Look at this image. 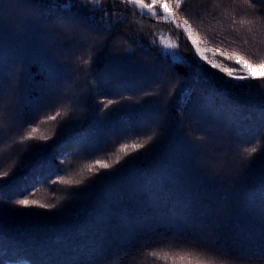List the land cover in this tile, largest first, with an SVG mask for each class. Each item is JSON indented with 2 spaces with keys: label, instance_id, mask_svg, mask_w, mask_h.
Here are the masks:
<instances>
[{
  "label": "trees",
  "instance_id": "1",
  "mask_svg": "<svg viewBox=\"0 0 264 264\" xmlns=\"http://www.w3.org/2000/svg\"><path fill=\"white\" fill-rule=\"evenodd\" d=\"M231 1L233 11L225 13L217 7L220 15L213 21V25L197 27L191 23L186 9L197 0H187L183 3L179 10V20L187 19L198 38L203 40L208 48L217 50V62L238 70L239 65L220 56L219 52L238 51L254 62L264 59V0H248V3H245V0ZM101 6L106 11L95 12L94 19L83 7H74L71 14L86 24L103 20L111 31H87L77 26L65 32L58 26L57 30L52 31L53 25L41 24L39 13L17 7L15 0H3L0 3V23L5 21L11 30L0 28V66H3L7 73L12 62L17 67V79L20 72L24 75L25 82L23 83L21 74L19 84L16 83V78L12 84L7 83L3 89L5 96L2 98H11L12 107H15V104L23 102L22 98L26 94H45L47 85L52 83L46 82L45 75L60 74V71L56 70L60 66L65 76L57 77L56 83L76 84L78 79L82 80L88 74L91 75L95 86L100 82L106 86L111 57L118 56L122 63L128 62L127 69L117 72L119 80L115 82V86L124 88L125 96L135 94L136 97L132 103L120 100L110 105V109L115 107L111 112L115 116L114 122L117 124L120 120L124 125L118 129L107 119L116 133L107 139L102 138L106 140L105 143L109 141L113 144L112 153H115L121 143H131L143 138V134L152 129L156 130L157 138L146 149L132 152L115 165L118 179L114 188L108 186L110 190L104 192L102 204L105 205L106 201L109 205L105 206L110 207V202L113 201V205H116L117 199L119 208L125 206L126 200V204L140 212L143 219L140 223L137 219L133 222L128 220V225L124 226L126 232L120 231L117 225H113L112 229H103L104 224L99 226L88 204L90 201L98 202L103 196V193L98 192L97 185L101 186L108 174L99 181L93 179L92 183L85 182V188L81 185L73 189L58 182L52 185L69 189V195L76 194L81 205L87 202L86 219L72 216L71 220H59L62 216H58L57 207H34L33 212L27 210L28 216L25 218L17 215L11 210L15 198H24V191L34 189L35 195H29L30 199L53 203V200L44 194L46 185L50 178L67 177L68 173H64V167H59L60 169L50 174L49 178L44 180L46 183L42 184L36 177L42 180L43 177L37 176L35 169L27 167L24 170L27 172L22 175L24 171L19 172V164L13 162L8 167L16 171L17 176L0 180V264H93L99 252L97 248L100 246L105 247L107 253L121 249V252L116 254L117 260L108 261L106 264H156L157 258L151 256L152 251H158L161 255L166 250L171 253L226 251L230 256L236 257L243 250L264 248V231L257 229V223L250 224L230 218L238 213L239 209L249 206L264 210V88L255 87L264 84V81H231L233 84L253 85L252 88L231 89L224 83L229 77L200 60L195 48L187 44L191 41L180 29L183 35L178 42L181 43L183 56L193 67L197 63L203 65L210 76V83L193 85L195 91L185 109L181 127L176 122L178 97H169L167 89L175 85V91L178 92L184 80L191 84V70L187 67L170 70L173 62L169 58H161L159 46L149 48L147 41L152 36L151 31L162 22L139 20L129 5L117 3L116 0H101ZM199 7L204 9V3ZM22 10L26 14H23ZM44 10L50 11L47 3L44 4ZM52 14H60V10H55ZM28 16L31 17L30 20L25 18ZM242 19L252 20L254 23L241 25ZM141 36L146 38L142 39ZM232 41L234 43H231ZM140 45L146 54L135 55L134 52ZM206 55L212 58L211 52L206 51ZM90 57H95V64L83 65L82 60ZM133 57L137 59L133 61ZM252 71L259 75L255 69ZM11 72L13 73V69ZM175 73H179V76ZM141 74H158L163 89L155 85L142 87V84L133 79ZM128 87L133 90H128ZM225 88L229 95L214 92V89ZM107 89L108 87H95L89 93L97 101L113 99L106 93ZM144 91H152L153 94L150 98H142L139 93ZM79 92V95L77 90L68 93L76 102L81 97V91ZM85 92L84 94H87V91ZM51 97L55 99V107L59 99L62 103L66 98L61 92L57 95L53 92ZM51 97L47 94L43 96L46 99ZM210 97L214 99V104H208ZM158 99H162L164 112L171 114V121L162 126L158 124L160 116L152 113L157 110L154 107ZM7 110L9 107L5 103L1 112ZM251 110H256L257 113L254 115ZM189 112L191 115H188ZM36 114L34 113V116ZM149 115L155 117L151 123L148 121L151 118ZM253 116L259 120L245 123ZM45 117L46 115L41 119ZM259 121L261 123H257ZM254 123L256 124L251 125ZM95 126L98 127L99 123L95 122ZM170 128L172 135L166 132ZM197 134L204 135L205 140L198 142L194 152L189 136L194 137ZM14 146L18 148L24 144ZM251 146L258 148L257 153L248 159L242 158L243 147ZM59 160L57 157L53 162L58 163ZM161 161L162 166L159 165ZM201 166L219 172V178L204 175L200 171ZM0 167V172L7 171V164H2L1 159ZM5 181L6 184H3ZM69 195L68 201L72 198ZM199 206L203 209H198ZM112 208L119 217L121 212ZM81 211L82 208H79L75 213L79 214ZM16 242H20L25 248L14 250L12 246ZM255 260V264H264V260ZM159 264H172V261L159 260ZM236 264L241 262L237 260Z\"/></svg>",
  "mask_w": 264,
  "mask_h": 264
},
{
  "label": "rangeland",
  "instance_id": "2",
  "mask_svg": "<svg viewBox=\"0 0 264 264\" xmlns=\"http://www.w3.org/2000/svg\"><path fill=\"white\" fill-rule=\"evenodd\" d=\"M185 1L187 0H184V2ZM215 1L197 0V2L194 5H190L186 9V15L190 18L191 23L194 26L203 27L205 25H213V21L220 15V12L218 11L217 7L220 8L221 12L227 13L228 11L229 12L233 11V8H231V5H233V1L231 0H215ZM145 2L149 3L150 0H145ZM201 3H204L205 6L204 9H201L199 7ZM157 11L159 12V9H157ZM133 13H138V10L133 9ZM135 16L139 20L148 19L151 21L153 20L155 22L157 21L162 22V24H157L154 27V29L151 31L152 36L147 41L150 49L158 45L160 53H161V46H160L161 37L165 39L171 38L173 40H176L177 33H179L180 35L179 39H181V36L183 35L181 30L177 29L175 27V24L173 23L164 22L162 19H157V18H149L146 16L142 17L138 14H135ZM177 16L179 19L180 18L179 12L177 13ZM221 20H223V18H221ZM141 38L144 39L146 38V36L143 37L141 36ZM40 41L42 40L40 39ZM153 41H155V44H153ZM213 41L218 42L217 40H213ZM231 43L234 42L232 41ZM180 44L181 43H179V45ZM187 44H189L190 47H193L191 42ZM58 49L59 47L56 48V53L59 52ZM178 51L183 56V51L181 46H179ZM121 53H123V51ZM144 53L146 54V51L143 50V48H141V45L139 46V48L137 47L136 51L134 52L135 55H141V54L144 55ZM160 56L161 58H165L164 56H162V54ZM117 57H111L112 59L110 60L108 59L109 62H111V69L107 77L108 84L106 86L101 85V82L99 85L95 86L91 75L89 76L88 74L86 77L82 78V80L81 78L78 79L76 81V84L69 82L63 84L60 82L56 83L57 77L65 76L61 71V66L56 69L60 71V74L45 75L47 78L46 82H52L51 84H48L47 87L45 86L47 88L46 89L47 92L45 94L51 97L53 92H55L56 95L59 94V92H61L64 93V96L66 97L65 99H63L64 102L62 103H60L61 101L59 99L57 101V103L58 102L59 103L56 105V107L54 104L55 99L53 97L46 99L43 98L45 94H40V93L37 94L34 93L32 95H30L29 93L30 96L26 94L22 98L23 102H20L19 105L15 104V107H12L13 102L11 98L8 97L5 98L6 102L4 97L0 99V103H2V105L6 103L9 107V110H7L6 112L5 111L1 112V108H0V117H3V124L0 125V144L4 146L2 149H0V159L2 164L3 163L7 164V168H6L7 171L10 170L9 176L0 177V180H7L8 178H14L15 176H17V172L12 171V169L8 167V165L13 162L19 164L18 169H20V164L23 165L22 170H18L19 172L26 170L27 167H32L33 169H35V174L37 176H42L43 180L49 178L50 174L56 173L57 172L56 170L60 169L59 167L61 168L64 167V173L65 174L68 173L67 176H72L73 178L80 179L81 178V176L79 175L80 170L86 164L92 163L96 159L114 158L112 156L113 154L112 151H114L113 144L109 141L105 143L104 141L106 140H104L103 138L107 139V137H111L116 133V131L109 125V123H111L112 126L113 124L116 125V127L119 129L123 127L124 122H120V120H118L119 122L116 124L114 122L115 116L111 113L115 109V107L113 106L110 109V106H108L107 108H105L104 103H106L107 100L97 101L90 95L89 92L90 90L93 91L95 87L99 89L108 87L106 93L110 94V96L113 98L112 100L116 102L120 100L131 101L129 103L133 102V99L136 97L135 94H133V96L127 97L125 96L124 88H119L115 86V82L119 80V75H117V72L125 68L127 69V65H128V62L122 63L123 61H120ZM168 58L172 62L171 57ZM136 59H137L136 57H133V61ZM173 59H182V58L173 57ZM10 63L11 66L8 68L5 76V85L7 83L12 84L15 78L17 80L16 83L18 82L19 84L20 83L19 77L22 73L18 72L19 74L17 79L16 77L17 67H15L14 66L15 64H12V62ZM187 63L191 65L189 61H187ZM46 67H48V64ZM12 69H13V73L11 72ZM22 78L24 79L23 81L24 83L25 77L23 74H22ZM160 78L161 77L158 74L157 75L141 74L139 76L134 77L133 79L137 81L138 84H142V87H147L149 85H153L151 83L152 80L154 79L160 80ZM85 84L88 87L84 86ZM39 85L40 84H38V86ZM75 90H77L78 95L80 94L79 91H81V97L76 102L72 98V95L68 93L70 91L74 92ZM84 90L87 91V94H84L86 93ZM128 90H133V89L129 88ZM128 94L132 95V93H128ZM139 94H141L142 98H150L153 92L144 91L143 93H139ZM156 103L157 105H155L154 109L157 110L152 113L158 114L160 116L161 120H159L158 124L162 126L164 123H167V121H171V118L166 120V113L164 112V109L162 107L163 106L162 99H158ZM56 111H61L62 116L58 117L56 121H49L48 124L40 125L42 130L47 129L51 132L50 140L46 142L35 141V140L24 141L23 143L19 142V137L22 136L24 132L28 130L29 125L35 126L36 124L39 123L40 120L46 118L45 117L41 119L42 116L55 115ZM64 112H66L67 115H63ZM34 113L37 114L34 116ZM251 113L255 115L257 111L251 110ZM188 115H191V113L189 112ZM120 116L125 117V115H120ZM149 117H151L148 120L149 123L155 120L154 115H149ZM107 119H109V123ZM258 120L259 119L257 117L253 116L250 117L248 120H246L245 123H252ZM261 120L263 119L261 118ZM95 122L99 123L98 127L95 126ZM154 123H152V125ZM257 123H261V121ZM255 124L256 123L251 125H255ZM166 132L172 135L171 128ZM16 144L19 145L24 144V146H22L24 148L23 149L22 147L17 148L14 146ZM57 157H59L60 160L58 163H54L53 161L56 160ZM159 165L162 166V161L159 162ZM3 167H5V164ZM114 168L115 165L110 169H100L95 175H90L85 172L83 177V182L80 185L71 186V188L73 189L79 188L81 185H83L85 188V182L92 183L93 179L99 181L106 174H108L107 178H105L104 181L102 182V185L101 186L97 185V188H99L97 189L98 192L103 193V196L99 199L98 202L90 201L88 205L91 207L93 211V217H95L98 220L99 226L104 224L103 229H105L106 227H108V229H112L113 225H117V228L120 231L124 232L125 231L124 226L128 225L127 224L128 220L130 222L131 221L133 222L135 219H137L138 223H140L143 217L141 216L140 212H138L135 209H131V207L126 204V200H124L125 206H120L119 208H117V201H118L117 199L115 200L116 205L115 204L113 205V201L110 202L112 207H114L117 211L121 212V215L119 217H117L116 211L111 206L110 207L105 206V205H109L106 201H105V205L102 204V201L104 199V192L107 193L110 190L108 186L114 188L113 186L115 185L118 179L117 172L114 170ZM26 172L27 171H24L22 175H24ZM26 175L29 176L28 173ZM57 180L58 178L56 176H54L52 179L50 178L49 183L46 185L45 188L46 191L44 192V194L48 198L52 199L53 203L56 205L58 210V216H62L61 219L59 220L66 221L65 218H69L71 220L74 216H76L79 219H86L87 218L86 212L88 210L87 202L81 205L80 199L76 194L69 195L70 192L69 189L59 188L57 185L52 186L53 181H57ZM3 184H6V181L3 182ZM68 195L72 197L71 200L69 201H68ZM79 208H82V211L81 213L76 214L75 212ZM34 209H35L34 207L22 208L16 205L15 206L13 205V207L11 208V210H14L17 215H20L24 218L28 216L27 210H32L31 212H33ZM198 209L201 210L203 208L199 206ZM10 211H8V214ZM230 218L234 220H242L250 224L257 223L259 226L257 229H260V231H264V210H259L254 208L253 206H249L248 208L239 209L238 213H235L234 216L231 215ZM12 248L16 251H19L20 249L25 248V246L22 245L20 242H16L15 244H13ZM207 248H211V247H207ZM97 249L106 250L105 247L103 246H100ZM166 251H168L171 254L170 250H166ZM159 260L160 259H157L156 264H159Z\"/></svg>",
  "mask_w": 264,
  "mask_h": 264
},
{
  "label": "snow or ice",
  "instance_id": "3",
  "mask_svg": "<svg viewBox=\"0 0 264 264\" xmlns=\"http://www.w3.org/2000/svg\"><path fill=\"white\" fill-rule=\"evenodd\" d=\"M3 0H0L2 3ZM117 3H125L126 5L131 6V8L138 10V14L142 17L157 18L162 19L164 22H170L175 24L177 29H182L183 33L187 36V39L191 41L192 46L195 48L196 54L199 56L200 60L204 61L206 64L210 65L211 68L218 69L220 72L226 74L229 77L228 81L224 83L231 89H242V88H252L251 84H233L231 81H264V59H260L258 62H254L251 58L246 55H241L238 51H232L231 53L220 51L219 55L225 57L227 60L232 61L235 65H239V69L235 70L231 67H225L223 63L217 62L215 56L217 50L214 48H208L205 42L198 38V36L193 32L191 25L187 19L183 21L178 19L177 13L181 9L184 0H150L149 3H146L145 0H116ZM16 6L24 9H30L32 13H39V20L41 24H50L53 25L52 31L57 30V26L62 28L65 32L71 30L75 27H80L86 29L87 31H111V28L102 20L99 22L86 24L75 15L71 14L74 7H83L89 13L90 17L94 19V13L97 11H106L101 6V0H15ZM49 5L50 11L45 12L44 4ZM245 3H248V0H245ZM88 5H91L89 8ZM159 9V12L157 11ZM55 10H60V14L53 15L52 12ZM30 20L31 17H25ZM241 25H251L254 23L252 20L242 19L240 21ZM0 28L5 30H11L5 21L0 23ZM251 30V29H249ZM180 38L179 33H177V39L173 40L171 38L165 39L160 38L161 54L166 59L171 57L172 64L170 65V70L175 69L176 67H187L191 70V81L189 84L187 80L181 82L178 92L175 91V85L171 88H168L169 97L175 95L178 97V107L176 109V122L179 126L183 127V117L185 116V109L187 105L192 100L193 92L195 91L193 85L199 84L201 82L207 84L210 83V76L207 73L203 65L197 63L194 67L187 63L185 57H183L179 49L178 40ZM155 44V41H153ZM207 52L212 53V58H209L206 55ZM173 57H178L182 59H173ZM83 65H94L95 57H90L89 59L82 60ZM252 69H255L259 75L255 74ZM179 76V73H175ZM5 70L3 66H0V99H2L3 89L5 87ZM153 85L158 88L163 89V83L159 79H154L151 81ZM255 87L264 88V84L255 85ZM219 95H229L227 88L222 90H215ZM148 94V93H146ZM157 98H158V94ZM116 103L112 99H108L104 103V107ZM208 104H214L213 98H208ZM0 108H2V103H0ZM63 115H67L66 112ZM62 116L61 111H56L55 115H48L45 119L39 121L35 126L29 125L28 130L24 132L22 136L19 137V142L23 143L24 141H48L51 139V132L47 129L42 130L40 125L48 124L49 121H56L58 117ZM171 118V114L166 113V120ZM3 124V117H0V125ZM200 131V130H197ZM157 138V132L155 129H152L149 132L143 134V138L132 141L131 143H121L115 153L112 154L114 158L109 159H96L92 163L86 164L81 170L79 175L80 179L73 178L72 176L62 177L58 176V182L60 184L66 185L68 187L80 185L83 182V177L85 172L90 175H95L100 169H110L114 165L119 164L120 161L125 157L129 156L132 152H139L141 149H146V147L153 143ZM259 139V138H257ZM205 136L202 134H197L194 137L189 136V141L192 145L193 151L195 152L198 142H203ZM245 143H252L251 141H245ZM4 146L0 144V149ZM258 148L256 146L243 147L241 156L244 159L253 157L256 154ZM251 160H249V166ZM23 165L20 166L22 170ZM10 171V170H9ZM9 171L0 172V177L9 176ZM200 171L210 178H219V172L209 170L204 166L200 167ZM36 180L39 183H46L40 177H36ZM57 181H53L56 183ZM29 195H35V190H26L24 191V198H15L13 204L22 208L29 207H39L51 209L55 208L56 205L53 203H43L37 199H30ZM121 249H114L112 253H107L105 250L101 249L97 253L93 264L99 262V264H106L108 261L117 260V253H120ZM151 256L160 260L168 261L171 260L172 264H236L237 260L241 264H255V259L259 258L264 260V248L257 249H248L241 251L237 254L236 257L230 256L226 251L216 252V251H175L169 253L168 251H163L161 255L158 251H152ZM122 258V256H121Z\"/></svg>",
  "mask_w": 264,
  "mask_h": 264
},
{
  "label": "clouds",
  "instance_id": "4",
  "mask_svg": "<svg viewBox=\"0 0 264 264\" xmlns=\"http://www.w3.org/2000/svg\"><path fill=\"white\" fill-rule=\"evenodd\" d=\"M22 12H23V10H22ZM23 14H26V12H23Z\"/></svg>",
  "mask_w": 264,
  "mask_h": 264
}]
</instances>
